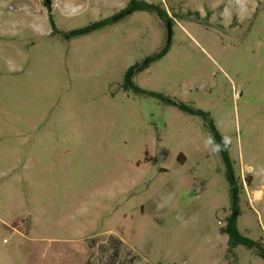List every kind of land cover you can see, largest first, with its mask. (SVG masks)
Returning <instances> with one entry per match:
<instances>
[{"label":"rangeland","instance_id":"1","mask_svg":"<svg viewBox=\"0 0 264 264\" xmlns=\"http://www.w3.org/2000/svg\"><path fill=\"white\" fill-rule=\"evenodd\" d=\"M132 1L0 0V264H264V0Z\"/></svg>","mask_w":264,"mask_h":264},{"label":"trees","instance_id":"2","mask_svg":"<svg viewBox=\"0 0 264 264\" xmlns=\"http://www.w3.org/2000/svg\"><path fill=\"white\" fill-rule=\"evenodd\" d=\"M150 11V12H156L158 13V15L163 19L165 17V12H162L161 10H158L156 8H154L151 4H148L147 2L144 1H137V0H133L131 2V12H135V11ZM53 28L56 30V26L55 24H52ZM161 57V56H159ZM149 60L146 64L143 65L142 68H146L148 67V65L150 64ZM136 67H132L128 70L127 74H126V82L128 84V86H132L133 89H135V91L138 92H143V90H141L140 88H138L137 86H135L133 84L132 78L134 76V73L136 72ZM182 107V106H180ZM213 132L215 134V136L217 137V139L221 142V136L220 134L213 129ZM223 156L225 158V161H228L225 149L223 150ZM230 178V176H229ZM230 181H232L234 183L233 178L230 179ZM233 199L236 202L235 205L237 204V194L235 192H233ZM223 233H227L230 237H229V244L232 246H236L237 242L239 241V236H238V232H237V228H236V223H235V217H233L230 221V224L228 225L227 229L223 230ZM244 241V240H243ZM108 246H106L107 250L109 251V257L108 259L111 261L110 264H135L137 261V257L133 256L131 254V250H128L127 254H131V256L129 258H127V260H125L126 257H124V259H122L123 255V251L127 249H125V244L115 235H110L108 238Z\"/></svg>","mask_w":264,"mask_h":264},{"label":"flooded vegetation","instance_id":"3","mask_svg":"<svg viewBox=\"0 0 264 264\" xmlns=\"http://www.w3.org/2000/svg\"><path fill=\"white\" fill-rule=\"evenodd\" d=\"M42 1H43L46 8L49 9L51 7V2L48 3L47 0H42ZM127 14H131V2L127 5V7H125L121 11H119L118 14L112 16L111 21L117 22V21L123 19Z\"/></svg>","mask_w":264,"mask_h":264},{"label":"crops","instance_id":"4","mask_svg":"<svg viewBox=\"0 0 264 264\" xmlns=\"http://www.w3.org/2000/svg\"><path fill=\"white\" fill-rule=\"evenodd\" d=\"M119 238V237H118ZM124 244H125V242L121 239V238H119Z\"/></svg>","mask_w":264,"mask_h":264},{"label":"clouds","instance_id":"5","mask_svg":"<svg viewBox=\"0 0 264 264\" xmlns=\"http://www.w3.org/2000/svg\"><path fill=\"white\" fill-rule=\"evenodd\" d=\"M209 142H211V138L209 139ZM218 147V146H217Z\"/></svg>","mask_w":264,"mask_h":264},{"label":"water","instance_id":"6","mask_svg":"<svg viewBox=\"0 0 264 264\" xmlns=\"http://www.w3.org/2000/svg\"><path fill=\"white\" fill-rule=\"evenodd\" d=\"M48 3H50V0H47Z\"/></svg>","mask_w":264,"mask_h":264}]
</instances>
